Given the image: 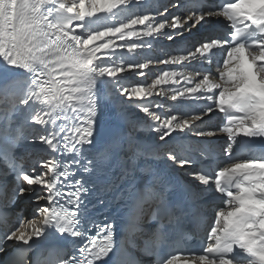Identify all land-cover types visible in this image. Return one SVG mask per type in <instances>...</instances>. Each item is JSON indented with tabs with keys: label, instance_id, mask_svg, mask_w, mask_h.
Returning <instances> with one entry per match:
<instances>
[{
	"label": "snow or ice",
	"instance_id": "6c2138e0",
	"mask_svg": "<svg viewBox=\"0 0 264 264\" xmlns=\"http://www.w3.org/2000/svg\"><path fill=\"white\" fill-rule=\"evenodd\" d=\"M0 264H264V0H0Z\"/></svg>",
	"mask_w": 264,
	"mask_h": 264
},
{
	"label": "bare ground",
	"instance_id": "6f19581e",
	"mask_svg": "<svg viewBox=\"0 0 264 264\" xmlns=\"http://www.w3.org/2000/svg\"><path fill=\"white\" fill-rule=\"evenodd\" d=\"M164 43L166 44L167 43V41H164ZM151 67H153V71H155L157 68H159V67H164V66H162V65H155V66H151ZM134 80H142L143 78H141V77H134L133 78ZM216 121H212V123H215ZM202 235V234H201Z\"/></svg>",
	"mask_w": 264,
	"mask_h": 264
},
{
	"label": "rangeland",
	"instance_id": "374dc122",
	"mask_svg": "<svg viewBox=\"0 0 264 264\" xmlns=\"http://www.w3.org/2000/svg\"><path fill=\"white\" fill-rule=\"evenodd\" d=\"M150 68H151V70H153V67L150 66Z\"/></svg>",
	"mask_w": 264,
	"mask_h": 264
}]
</instances>
